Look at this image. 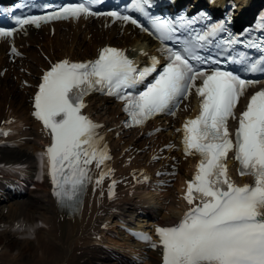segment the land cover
<instances>
[{
  "label": "snow or ice",
  "instance_id": "obj_1",
  "mask_svg": "<svg viewBox=\"0 0 264 264\" xmlns=\"http://www.w3.org/2000/svg\"><path fill=\"white\" fill-rule=\"evenodd\" d=\"M98 2L68 4L47 15L17 18L16 23L39 27L41 22L107 15L149 31L132 15L92 11L90 5ZM152 7L153 0H132L131 4L133 11L148 18L157 39L179 45L164 48L167 63L161 70H157L155 57L150 67L139 69L124 50L104 47L95 60H62L43 74L33 115L51 136L45 155L53 194L62 207L75 210L92 180L90 166L95 163L101 168L111 159L97 132L102 126L83 114L85 96L93 91L116 95L125 101L124 111L131 124L140 125L157 114L175 115L173 109L194 90L200 98L199 114L184 122L182 143L185 155L198 154L200 159L183 196L190 208L179 223L155 229L163 264H264V89L254 92L237 116V104L258 81L223 70L220 59L201 55L214 43L221 52L243 44L264 53V39L244 43L230 33L224 38L221 34L228 31L224 22L203 32H188L185 37V31L196 23L194 19L153 16L148 11ZM11 35L13 31L0 28V37ZM228 62L245 65L253 73L264 72V56L250 62L242 52L229 56ZM202 65L216 67L205 69ZM152 73L157 75L143 91H127L144 83ZM230 119L238 121L234 136L229 131ZM229 153H234L239 175L253 178L251 184L240 186L232 181L226 163ZM111 172L110 168L102 171L95 183L102 184ZM115 184L113 180L110 196ZM140 239L153 248L158 246L150 236L141 234Z\"/></svg>",
  "mask_w": 264,
  "mask_h": 264
},
{
  "label": "bare ground",
  "instance_id": "obj_2",
  "mask_svg": "<svg viewBox=\"0 0 264 264\" xmlns=\"http://www.w3.org/2000/svg\"><path fill=\"white\" fill-rule=\"evenodd\" d=\"M240 2L242 15H245L250 5L244 3L245 0ZM103 19L80 17L68 22L59 21L53 24L52 33L49 26L31 28L26 36L17 39L25 55L15 57L14 61L7 58V44L0 42V70H5L0 75V126L7 125L8 120L15 116L18 120L15 123L20 122V128L21 124L29 127L18 137L12 138L19 143L17 147H0V154L21 153L32 156L33 150L41 147L42 128L36 118L29 115L30 99L38 74L51 61L63 57H93L100 47L109 43L126 47L127 51L133 53L137 48L145 47L146 43L153 46V42L150 43L144 34L128 31V27L122 33L116 24L104 27ZM23 79H27V85L22 83ZM86 102L87 111L94 112L97 120L106 126L112 125L119 112L117 104L109 103L106 97L97 95L89 96ZM112 132H109L108 138ZM140 136L130 142L137 147L143 145L146 139ZM160 140L167 142L164 137ZM177 155L179 153L175 151L171 156L175 158ZM180 157L181 174L176 176L180 182L176 189L167 188L162 198L150 190L149 194L143 188L137 190L139 183L133 182L131 178L133 175H141V170L136 168L138 161L126 168L122 167V170L117 165V171L105 176L100 185L95 180L102 171L111 169L115 161L112 158L101 168H96L93 163L89 172L92 180L87 183L83 204L76 211L66 212L59 208L51 180L38 182L36 189L8 200L4 204L5 208L0 207V264H136L102 247L100 243L108 238L105 236L106 227L110 220L117 222L121 218L127 219L124 215L126 210L134 213L148 201L157 203L158 207L148 211L146 225L165 224L180 215L184 206L182 179L189 173L187 167L192 162L191 157ZM113 180L116 181L114 195L110 196ZM168 197L169 201L166 202ZM160 258L159 247L149 249L147 261L140 264H160Z\"/></svg>",
  "mask_w": 264,
  "mask_h": 264
},
{
  "label": "rangeland",
  "instance_id": "obj_3",
  "mask_svg": "<svg viewBox=\"0 0 264 264\" xmlns=\"http://www.w3.org/2000/svg\"><path fill=\"white\" fill-rule=\"evenodd\" d=\"M127 136H129V135H127ZM120 143V140L117 142V144H119ZM116 145V144H115ZM0 204H2V203H0ZM3 205H0V207H2Z\"/></svg>",
  "mask_w": 264,
  "mask_h": 264
}]
</instances>
